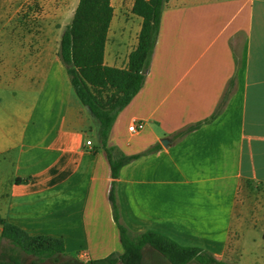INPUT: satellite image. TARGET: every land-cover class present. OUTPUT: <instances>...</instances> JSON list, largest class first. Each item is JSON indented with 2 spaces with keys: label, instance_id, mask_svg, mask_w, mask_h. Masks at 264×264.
<instances>
[{
  "label": "crops",
  "instance_id": "1",
  "mask_svg": "<svg viewBox=\"0 0 264 264\" xmlns=\"http://www.w3.org/2000/svg\"><path fill=\"white\" fill-rule=\"evenodd\" d=\"M78 1L63 5L69 20ZM133 2L111 0L109 66L125 68L137 45ZM54 24L0 28V217L61 238V258L102 259L123 251L110 165L58 55L69 23ZM133 120L143 128L129 131ZM108 145L139 155L116 180L132 231L264 264V0H166L143 83Z\"/></svg>",
  "mask_w": 264,
  "mask_h": 264
},
{
  "label": "trees",
  "instance_id": "2",
  "mask_svg": "<svg viewBox=\"0 0 264 264\" xmlns=\"http://www.w3.org/2000/svg\"><path fill=\"white\" fill-rule=\"evenodd\" d=\"M165 1L134 0L132 12L142 17V24L137 45L129 53L125 68L104 63L107 32L113 16L111 0H79L61 37L58 55L67 67L73 90L98 121L100 147L106 152L112 176L108 198L123 249L118 255L88 260L86 264H117L118 261L122 264H141L145 246L156 250L169 264H187L193 260L202 264H223L202 248L182 246L159 232L132 231L121 218L116 180L121 167L139 155L128 156L116 150L108 145V136L117 114L130 102L143 83L145 67L156 42ZM0 227L1 237L9 239L22 251L36 258H48L65 251L61 238L28 234L1 217Z\"/></svg>",
  "mask_w": 264,
  "mask_h": 264
},
{
  "label": "rangeland",
  "instance_id": "3",
  "mask_svg": "<svg viewBox=\"0 0 264 264\" xmlns=\"http://www.w3.org/2000/svg\"><path fill=\"white\" fill-rule=\"evenodd\" d=\"M66 0H0V28L15 32L18 27L29 26L38 21L54 22L55 26L68 24L69 12L63 11ZM54 7L52 8V6ZM48 15V16H47ZM69 25V24H68ZM107 93L105 92L104 95ZM88 260H70L57 255L48 258H36L29 255L12 243L9 239L0 236V262L18 264H86ZM220 261V260H219ZM223 264H232L222 261ZM117 264H122L120 261ZM141 264H169L165 258L154 256L148 249L144 250ZM187 264H202L191 261ZM212 264V263H210ZM213 264H221L213 263Z\"/></svg>",
  "mask_w": 264,
  "mask_h": 264
},
{
  "label": "built area",
  "instance_id": "4",
  "mask_svg": "<svg viewBox=\"0 0 264 264\" xmlns=\"http://www.w3.org/2000/svg\"><path fill=\"white\" fill-rule=\"evenodd\" d=\"M143 126H144V122L143 121H141V120H133L129 125H128V129H129V131H131V132H137V131H139V130H141L142 128H143ZM86 144H90V141L89 140H87L86 141ZM83 255H84V253H83Z\"/></svg>",
  "mask_w": 264,
  "mask_h": 264
},
{
  "label": "water",
  "instance_id": "5",
  "mask_svg": "<svg viewBox=\"0 0 264 264\" xmlns=\"http://www.w3.org/2000/svg\"><path fill=\"white\" fill-rule=\"evenodd\" d=\"M163 144H165L167 142V139H162L161 141ZM0 264H9V263H4V262H0Z\"/></svg>",
  "mask_w": 264,
  "mask_h": 264
}]
</instances>
